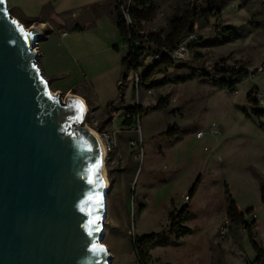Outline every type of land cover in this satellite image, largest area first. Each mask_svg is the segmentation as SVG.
<instances>
[{
	"label": "rangeland",
	"instance_id": "obj_1",
	"mask_svg": "<svg viewBox=\"0 0 264 264\" xmlns=\"http://www.w3.org/2000/svg\"><path fill=\"white\" fill-rule=\"evenodd\" d=\"M7 1L11 14L26 27L49 32L37 49L51 91L60 93L63 100L67 94L82 95L89 106L87 125L98 134L112 131L106 120H114L119 137L106 160L112 187L103 240L113 255L112 264H141L133 242L144 234L161 240L148 249V264H246L254 260L249 232L264 250V114L254 111L264 110L256 101L258 93H264V71H257L264 66V0H204L199 4L198 40L190 45L191 61L172 67L157 64L142 83L140 104L150 111L142 115L141 132L124 123L125 107L137 100L133 71L128 75L125 104H119L121 110L113 106L120 100L122 57L128 51L113 22L102 19L98 27L67 30L69 36L64 37L59 25L33 19L37 13L33 5L39 1ZM85 1L89 0H59L58 6L73 8ZM154 2L158 13L143 24L142 31L167 46L192 17L197 0ZM229 26L239 37L225 33L223 29ZM43 52L47 53L44 58ZM220 64L249 69L237 91L205 78L198 70L210 71ZM197 70L195 79L172 80ZM164 76L171 78L166 84L150 81ZM164 97L167 109L155 108ZM231 200L243 221H230L228 232L223 233L230 220ZM185 204L184 226L191 232L174 233L169 213Z\"/></svg>",
	"mask_w": 264,
	"mask_h": 264
},
{
	"label": "water",
	"instance_id": "obj_2",
	"mask_svg": "<svg viewBox=\"0 0 264 264\" xmlns=\"http://www.w3.org/2000/svg\"><path fill=\"white\" fill-rule=\"evenodd\" d=\"M48 34L0 0V264H112L107 157L87 101L63 100L43 75L37 45Z\"/></svg>",
	"mask_w": 264,
	"mask_h": 264
},
{
	"label": "trees",
	"instance_id": "obj_3",
	"mask_svg": "<svg viewBox=\"0 0 264 264\" xmlns=\"http://www.w3.org/2000/svg\"><path fill=\"white\" fill-rule=\"evenodd\" d=\"M124 1L125 0H114L115 19L123 35L124 43L128 46V52L126 56L122 58L123 72L120 79L121 80V85L119 86L120 101L117 104V108L119 107V104L121 102L122 103L124 102L125 88L127 87L129 73L131 71L137 70L146 57L153 55L155 53H161L163 55V60L158 65L163 64L167 67H172L174 65H181L173 62L168 51H164V48H166L169 51L173 50L176 47H178V45L186 38H188L192 34H196L195 23L197 21V13H198L197 9L199 7V4L204 0H197L196 7L194 8L192 17L188 18V22H186L183 28L177 29L176 34L172 37L170 44H168L167 46H162L161 40L157 39L151 34L140 33V31L144 29L143 24H146L147 22L151 21L158 13V6L155 4L154 0H132L131 14L133 17V23L130 27L126 25L120 7L121 3ZM42 19L43 18L41 19L36 18V20L39 21H42ZM83 28L84 27L80 23L75 25V29L82 30ZM223 30L229 36L239 37V33L232 26L225 27ZM137 39L142 40V42L143 40L146 39L147 43L146 44L142 43L141 45L138 46L135 44V40ZM196 41L197 40H192L190 42V45H192ZM155 67H152L142 73L143 82H146L150 78V75L153 72L152 69H154ZM198 70L201 73V75L204 76L205 78L209 77V79L216 82L220 86L227 88L230 91L237 90V86L242 81H244L249 76L250 73L247 67L227 66L225 64L217 65L213 68V70L210 71H208L207 68L205 67H199ZM198 70L195 72L194 71L190 72L189 74L174 76L172 77V80L184 82L190 79H195L197 77ZM169 79L164 76L160 80H155V81L150 80V81H152V84L154 85L158 83L166 84L167 82H169ZM249 98H251V95H249ZM162 99L164 100L163 104L161 100L155 106V108L163 109V110L167 109L166 103L168 102V100L165 97ZM125 109L131 112L139 113L141 116L150 111L149 107L144 108L141 104L127 105ZM254 111L258 115L264 114V110L262 109H255ZM109 121H110V117L107 118V122ZM124 123L130 124L128 120H125ZM195 190H196V186H194L190 190L189 197H191L194 194ZM262 197L264 201V192ZM169 217H170V226L172 232L178 234L191 232V229L189 227L184 226V223L188 217V204H185L180 210L171 211L169 213ZM228 217L230 218V221L232 223L233 222L238 223V221L241 220L243 221V215L239 212L238 207L234 200H231L230 205L228 207ZM249 233H250L249 235L250 239L251 241H253V245L255 247L256 257L254 258V260H247L246 264H264V250H262L257 246V243L254 242L253 240L254 238L252 233L251 232ZM160 243L161 240H157L154 234H148V235L144 234L141 236H136L133 245L137 252V256L141 264H148L146 262L148 249Z\"/></svg>",
	"mask_w": 264,
	"mask_h": 264
},
{
	"label": "built area",
	"instance_id": "obj_4",
	"mask_svg": "<svg viewBox=\"0 0 264 264\" xmlns=\"http://www.w3.org/2000/svg\"><path fill=\"white\" fill-rule=\"evenodd\" d=\"M131 6H132V0H125L124 2L121 3L120 7L123 13V17H124V21L126 23L127 26H131L133 23V17L131 14ZM141 34L144 33V31H140ZM66 34V32L64 33V35ZM192 40H198V36L197 34H192L191 36H189L188 38H186L184 41H182L178 47H176L173 50H167L166 48H164V51H168L171 59L173 60V62L177 63V64H183V63H188L191 61V50H190V42ZM142 43L146 44V39L140 40L137 39L135 40V44L136 45H141ZM151 56V55H150ZM153 56V61L151 62H147L148 57H146L144 59V61L142 62V64L139 66V68L137 70L133 71V76H132V82L134 84V89L136 90L137 93V100L134 104H140V95H141V89H142V73L152 67H155L157 64L161 63L163 60V55L161 53H155L152 55ZM258 72H263L264 71V66H260L259 68H257ZM237 91V90H234ZM149 92L151 93L152 90H149ZM256 101L260 104V105H264V93L260 92L257 95V99ZM125 119L128 120L131 124V126L133 128H135L136 131L141 132V119L142 116L139 113H135V112H131L129 110L126 111L125 113ZM101 139H103L104 141V147L106 149L107 152V159L109 158V154L111 152H113V150L118 146V131L116 130H112V131H105L103 133H99ZM203 132H199L198 133V137L202 136ZM131 146H135L136 142L135 141H131L130 142ZM141 148H142V143H141ZM142 151V149H141ZM140 155V154H139ZM188 199V197L186 198ZM181 209V208H180ZM179 209V210H180ZM230 220H227L226 224L223 226L222 231L223 233H227L229 230V225Z\"/></svg>",
	"mask_w": 264,
	"mask_h": 264
},
{
	"label": "crops",
	"instance_id": "obj_5",
	"mask_svg": "<svg viewBox=\"0 0 264 264\" xmlns=\"http://www.w3.org/2000/svg\"><path fill=\"white\" fill-rule=\"evenodd\" d=\"M36 1L39 2L37 3V5H33L37 12L35 13V17L33 19L43 18L42 21L40 22H42L44 25L45 23L50 25L51 22H53V24L59 25L61 29L58 30L61 31L64 37L69 36L68 34L69 31L67 30H80V29H75V25L79 23L84 27L82 30L93 29L99 26L102 19H108L119 28L115 19L114 0H89L87 2L86 1L82 2L81 4L73 8L59 7L58 6L59 0H35V3ZM82 17H84L87 20L86 25L82 24ZM65 32L67 33L66 35H64ZM125 46L127 47L128 50V46L126 44ZM46 54H47L46 52L42 53L43 58L46 56ZM119 101L117 102V104L119 103ZM117 104L116 105L114 104L113 106H115L116 110H121L117 108ZM124 104H125V98H124ZM113 121H114L113 118L110 117V121L107 122L108 124L107 126L111 127V129L114 130L115 127L113 125Z\"/></svg>",
	"mask_w": 264,
	"mask_h": 264
},
{
	"label": "bare ground",
	"instance_id": "obj_6",
	"mask_svg": "<svg viewBox=\"0 0 264 264\" xmlns=\"http://www.w3.org/2000/svg\"><path fill=\"white\" fill-rule=\"evenodd\" d=\"M92 130V129H91ZM93 131V130H92ZM98 137H100V135L97 133V132H95V131H93ZM100 139H101V137H100ZM101 142H102V144H103V151H104V156L106 157L107 156V152H106V149H105V143H104V141H103V139H101ZM103 174H104V176H105V182H106V188H107V190H111V187H112V185H110V182H109V178H108V175H107V170H106V165L103 167ZM106 201H107V199H106ZM107 210H108V207H107Z\"/></svg>",
	"mask_w": 264,
	"mask_h": 264
},
{
	"label": "snow or ice",
	"instance_id": "obj_7",
	"mask_svg": "<svg viewBox=\"0 0 264 264\" xmlns=\"http://www.w3.org/2000/svg\"><path fill=\"white\" fill-rule=\"evenodd\" d=\"M13 23H15V21H13ZM21 31H23L22 28H21ZM95 251L101 252V251H103V248L102 247L101 248H96Z\"/></svg>",
	"mask_w": 264,
	"mask_h": 264
}]
</instances>
